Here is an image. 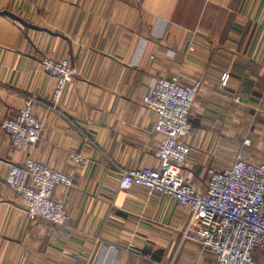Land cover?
I'll return each instance as SVG.
<instances>
[{
    "label": "crops",
    "instance_id": "0c3cea01",
    "mask_svg": "<svg viewBox=\"0 0 264 264\" xmlns=\"http://www.w3.org/2000/svg\"><path fill=\"white\" fill-rule=\"evenodd\" d=\"M45 57L74 70L55 107ZM173 76L193 98L183 172L197 189L239 150L264 163V0H0V264H216L189 207L121 187L125 169L159 167L162 137L143 100ZM28 96L43 131L16 148L1 122ZM28 158L72 176L55 188L63 226L29 217L10 187Z\"/></svg>",
    "mask_w": 264,
    "mask_h": 264
},
{
    "label": "built area",
    "instance_id": "2783aa9c",
    "mask_svg": "<svg viewBox=\"0 0 264 264\" xmlns=\"http://www.w3.org/2000/svg\"><path fill=\"white\" fill-rule=\"evenodd\" d=\"M44 70L56 78L53 106L60 101L74 70L68 58L45 57ZM229 74L221 78L227 86ZM144 104L156 115L161 141L156 151L160 164L125 169L121 187H140L175 198L189 207V229L204 249L212 252L216 264H257L256 250L264 252V163L248 160L239 150L231 166L225 170L209 168L206 188L199 190L185 177L183 167L191 149L184 138L193 130L190 119L192 96L183 89L178 77H161L154 81ZM35 99L28 96L22 108L2 120L1 128L16 148L32 144L40 138L43 125L33 113ZM250 139L245 140V145ZM81 165L84 157L71 153ZM29 179V180H28ZM69 173L47 163L28 158L22 169H16L10 187L21 197L29 217H39L56 226L67 220L65 205L55 197V188H70Z\"/></svg>",
    "mask_w": 264,
    "mask_h": 264
}]
</instances>
